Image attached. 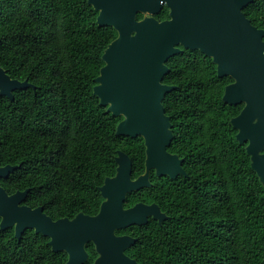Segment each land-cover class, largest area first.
Here are the masks:
<instances>
[{
    "label": "trees",
    "instance_id": "1",
    "mask_svg": "<svg viewBox=\"0 0 264 264\" xmlns=\"http://www.w3.org/2000/svg\"><path fill=\"white\" fill-rule=\"evenodd\" d=\"M243 11L264 29V0ZM87 0H0V67L32 86L0 95V164L18 165L0 185L29 188L23 201L53 219L96 214L99 186L113 176L117 150L144 172L142 136L115 133L112 115L93 93L102 54L117 32L96 23ZM264 38V37H263ZM162 100L173 137L167 150L183 158L185 174L150 171V185L127 193L124 206L156 203L167 216L116 230L136 237L127 253L142 264H264V186L230 119L243 103L222 100L230 76H218L210 56L183 48L166 60ZM49 238L0 229V264H63ZM92 264L97 253L86 246Z\"/></svg>",
    "mask_w": 264,
    "mask_h": 264
},
{
    "label": "water",
    "instance_id": "2",
    "mask_svg": "<svg viewBox=\"0 0 264 264\" xmlns=\"http://www.w3.org/2000/svg\"><path fill=\"white\" fill-rule=\"evenodd\" d=\"M251 1L198 0L201 11L187 19L158 22L152 17H134L135 10L145 9L150 0H87L98 12L96 23L117 32L103 51L104 64L94 78L93 93L112 115L122 116L116 134L143 137L144 172L132 178L130 157L117 150L116 172L99 186L103 201L98 212H78L72 218L53 219L42 206L20 204L29 188L9 194L0 185V228L13 226L16 238L27 228L48 236L51 250L67 253L64 264H83L88 241L98 253L93 264H140L124 252L136 239L115 230L144 224L149 216L159 222L167 218L154 202L124 206L127 193L150 185L151 169L157 176L185 174L183 158L167 150L173 131L162 103L165 93L173 88L162 82L169 71L166 60L182 48L198 49L210 56L217 75L233 79L225 86L222 100L243 103L230 122L237 129L238 142L246 143L251 167L264 186V45L248 35V29L253 36L264 29L254 25L243 11ZM263 37L259 35L261 43ZM27 86L33 87L27 79L11 78L0 67V95L13 98L15 89ZM17 167L0 164V178Z\"/></svg>",
    "mask_w": 264,
    "mask_h": 264
},
{
    "label": "flooded vegetation",
    "instance_id": "3",
    "mask_svg": "<svg viewBox=\"0 0 264 264\" xmlns=\"http://www.w3.org/2000/svg\"><path fill=\"white\" fill-rule=\"evenodd\" d=\"M202 9V6L198 4V0H150V3L149 5L145 8V9H141V8H138L135 10V13H134V17L135 19H143L145 17H152L154 18L155 20H157L158 22H163V21H170V20H184V19H187L188 15H191L193 14L194 12H198V11H201ZM98 14V12H97ZM180 46V45H179ZM181 47V46H180ZM182 48V47H181ZM183 49V48H182ZM3 187V186H2ZM4 188V187H3ZM5 189V188H4ZM15 192V191H14ZM13 193V192H11ZM9 193V194H11ZM25 200V199H24ZM23 200V201H24ZM21 202L20 204H25L24 202ZM27 205V204H26ZM160 208V207H159ZM161 210V209H160ZM162 212V211H161ZM164 213V212H163ZM165 214V213H164ZM166 215V214H165ZM150 217V216H149ZM148 217V218H149ZM167 217V216H166ZM152 218V217H151ZM8 228H12L13 230V235H14V227H8ZM1 229V228H0ZM7 229V228H5ZM4 230V229H2ZM26 230H33L32 228H27L25 229L24 231ZM119 230V229H118ZM24 231L22 232V234L24 233ZM34 231V230H33ZM35 232V231H34ZM36 233V232H35ZM115 233H116V230H115ZM21 234V235H22ZM41 234V233H40ZM118 235H122V234H126V235H129L127 233H116ZM43 235V234H42ZM45 236V235H43ZM131 236V235H130ZM15 237V235H14ZM21 237V236H20ZM48 237V236H46ZM133 237V236H132ZM16 238V237H15ZM49 238V237H48ZM136 239V237H134ZM91 242V241H88L85 243L84 245V248L86 250V253H87V257H86V260L88 258V252H87V244ZM92 243V242H91ZM93 244V243H92ZM93 247H94V250H95V245L93 244ZM130 247V246H129ZM128 247V248H129ZM126 248L124 250V252L130 257V258H133L132 256H130L128 253H127V249ZM96 252V250H95ZM97 253V252H96ZM67 254V253H66ZM98 256V253L96 255V257L93 259V262L92 264L94 263L95 259L97 258ZM68 257V256H67ZM135 259V258H133ZM67 260V259H66ZM86 260L83 262V264L86 262ZM136 260V259H135ZM66 262V261H65ZM64 262V263H65ZM63 263V264H64ZM139 263V262H138ZM142 264V263H140Z\"/></svg>",
    "mask_w": 264,
    "mask_h": 264
},
{
    "label": "snow or ice",
    "instance_id": "4",
    "mask_svg": "<svg viewBox=\"0 0 264 264\" xmlns=\"http://www.w3.org/2000/svg\"><path fill=\"white\" fill-rule=\"evenodd\" d=\"M248 35H249L252 39L257 40L260 44L264 45V43H261V42L259 41V35H264V33L257 34V35H255V36H253V34H252V32H251V29H248ZM262 163H264V162H262ZM54 227H56V226H54Z\"/></svg>",
    "mask_w": 264,
    "mask_h": 264
}]
</instances>
